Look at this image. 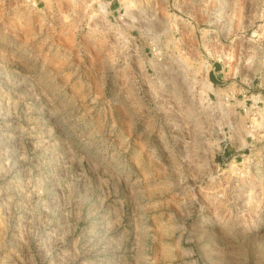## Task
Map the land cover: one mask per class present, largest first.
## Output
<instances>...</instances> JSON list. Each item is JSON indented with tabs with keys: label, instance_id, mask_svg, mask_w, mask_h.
Returning <instances> with one entry per match:
<instances>
[{
	"label": "rangeland",
	"instance_id": "rangeland-1",
	"mask_svg": "<svg viewBox=\"0 0 264 264\" xmlns=\"http://www.w3.org/2000/svg\"><path fill=\"white\" fill-rule=\"evenodd\" d=\"M0 264H264V0H0Z\"/></svg>",
	"mask_w": 264,
	"mask_h": 264
}]
</instances>
